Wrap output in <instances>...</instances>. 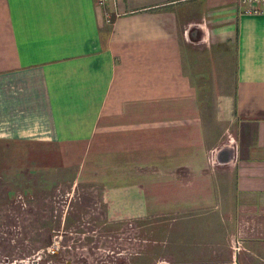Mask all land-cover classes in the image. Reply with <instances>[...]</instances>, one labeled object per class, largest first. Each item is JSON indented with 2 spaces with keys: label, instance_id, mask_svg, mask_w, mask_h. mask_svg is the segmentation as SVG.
Wrapping results in <instances>:
<instances>
[{
  "label": "crops",
  "instance_id": "1",
  "mask_svg": "<svg viewBox=\"0 0 264 264\" xmlns=\"http://www.w3.org/2000/svg\"><path fill=\"white\" fill-rule=\"evenodd\" d=\"M0 142L56 146L113 218L205 255L176 264H264V13L0 0Z\"/></svg>",
  "mask_w": 264,
  "mask_h": 264
},
{
  "label": "rangeland",
  "instance_id": "2",
  "mask_svg": "<svg viewBox=\"0 0 264 264\" xmlns=\"http://www.w3.org/2000/svg\"><path fill=\"white\" fill-rule=\"evenodd\" d=\"M59 154L46 143L0 142V264L204 259L199 247L177 245L159 219L113 218L102 188L77 181L75 168L62 164Z\"/></svg>",
  "mask_w": 264,
  "mask_h": 264
},
{
  "label": "built area",
  "instance_id": "3",
  "mask_svg": "<svg viewBox=\"0 0 264 264\" xmlns=\"http://www.w3.org/2000/svg\"><path fill=\"white\" fill-rule=\"evenodd\" d=\"M95 4L97 8L104 10L107 0H95ZM238 8L241 14L260 15L264 13V0H238ZM104 16L108 24L113 23V17L108 12Z\"/></svg>",
  "mask_w": 264,
  "mask_h": 264
},
{
  "label": "flooded vegetation",
  "instance_id": "4",
  "mask_svg": "<svg viewBox=\"0 0 264 264\" xmlns=\"http://www.w3.org/2000/svg\"><path fill=\"white\" fill-rule=\"evenodd\" d=\"M66 264H70V263H66Z\"/></svg>",
  "mask_w": 264,
  "mask_h": 264
}]
</instances>
